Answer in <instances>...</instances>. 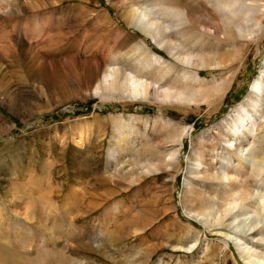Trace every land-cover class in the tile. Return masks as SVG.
Instances as JSON below:
<instances>
[{
	"label": "rangeland",
	"instance_id": "rangeland-1",
	"mask_svg": "<svg viewBox=\"0 0 264 264\" xmlns=\"http://www.w3.org/2000/svg\"><path fill=\"white\" fill-rule=\"evenodd\" d=\"M129 2L184 8L192 21L177 36L198 41L197 49L219 64L198 72L206 82L225 80L226 92L184 106L95 91L107 65L136 68L137 48L182 70L130 21ZM199 3L12 0L8 9L0 6V264H38L46 257L51 264H245L233 238L249 237L233 228L231 217L241 211L220 224L217 215L189 214L188 208L211 205L219 212L222 188L188 169L200 159L220 166L225 144L216 128L229 115L238 121L242 107L251 112L245 101L264 63V15L259 33L236 39ZM257 129L258 162L264 125ZM116 151L112 175L108 161ZM150 160L167 167L148 171L141 164ZM247 181L254 192L264 172L259 182ZM257 239L255 255L264 259V241Z\"/></svg>",
	"mask_w": 264,
	"mask_h": 264
},
{
	"label": "bare ground",
	"instance_id": "bare-ground-1",
	"mask_svg": "<svg viewBox=\"0 0 264 264\" xmlns=\"http://www.w3.org/2000/svg\"><path fill=\"white\" fill-rule=\"evenodd\" d=\"M194 1H201V4H199L204 7L207 12L211 11L210 13H215L218 18L216 19L218 21L217 23L222 25V30L233 34L236 39L238 37L247 40L260 32L259 17L264 15V5L261 4L264 2L261 0ZM11 2L12 0H0V6L8 9ZM163 5L159 4L140 8L134 3H130L128 11L129 18L132 23L134 22L135 24H138L140 30L147 37H151L150 39L156 42V45L166 48L168 50L167 52L172 56L174 61L183 66L182 70L178 73L175 71V67L172 62H168L161 56L153 53L148 54L141 50V48H137L135 51L136 54L139 55H137L138 57L135 56L133 58L136 68L134 70H132V68L128 69L124 66V64L116 65L112 63L107 65L95 87V91H105L109 93L118 92L120 95L132 99H142L145 101L150 100L160 105L177 104L184 106L191 105L192 103L198 105L199 102H205L206 100L209 101L210 98L221 96L226 92V87L223 84L225 80L223 83H221V81L216 82L215 80L206 82L200 78L198 72V70L202 68H212L215 66L219 67V64L210 63L208 54H203L200 49H197L196 44L198 41L195 39L186 38V35L177 36L183 27L191 24L192 19L190 21L186 10L184 8L182 9V7L178 9H168L165 8V5ZM206 15L210 16L208 13ZM208 18L211 20V17ZM214 20L215 19L212 21L214 22ZM203 33L204 32H202V34ZM214 38L217 39L215 36ZM192 44H195V46ZM245 102L247 104V108L251 109L250 113L247 114L246 108L242 107L240 111H242L243 114H239V110L236 112L239 117L238 121L234 120L235 116L233 117L232 115H229L228 118H225L221 125L216 128L218 137L222 138V143L224 142L225 144V147L221 152L223 158L222 163L218 166L219 168L212 163L214 161H209L208 164H206L200 159L195 162L197 165L196 167H192V165H190L188 169V173H190V175H194L196 179L202 178L203 175H205V177L208 175V178L210 177L216 179L215 181H218V186L222 188L220 198L222 209L218 212V210H215L214 206L211 205L206 207L204 210L188 208L187 212L195 215L196 218H208L213 216V218H215V215H217L216 220L220 224L226 216L232 215L234 211H241V217L234 215L231 216L234 222L233 228L235 230L237 229V232H246L244 237H249V241L246 239L243 241L242 239L236 237L233 238L238 254L245 258V264H264L263 257L255 255L256 248L254 243V241L258 240L257 238L259 236L262 237V240L264 241V184H262L260 188L258 186V189L253 192V190H250L248 187L249 182L247 181V179L249 180L252 178L255 182H259L261 174L264 172V155L262 154L263 157L257 162V159L254 157H256L255 155L258 154V152L255 154L254 149H256V147L254 146L255 144L253 145L252 143L257 137L256 131L258 130V126H261L262 124L264 125V63L261 67L259 76L253 81L251 92ZM245 116L247 117L244 118ZM260 128L262 129V127ZM125 141L126 140H123L124 143ZM204 141L205 139H202V142ZM202 142L197 144L199 146L198 150L200 151L203 149ZM262 142L264 143L263 140ZM250 143L254 146L252 149H249L248 145H250ZM117 146L118 145H116V147ZM119 149L122 150V147ZM175 153L176 151L169 154V160H171L170 162L175 161ZM116 154H118V151L112 153L110 155V160L108 161L110 167L114 169L111 172V174L113 173L112 175H116V173H118L116 163L114 162ZM151 161L152 160H150L147 164H141V166L148 171L160 170L164 166L167 167L165 161ZM262 180L263 179H261L260 183ZM185 182L187 189L193 188L192 190H194L195 187L194 185L191 186L190 180L186 179ZM211 182H214V180ZM196 199L197 197L193 200ZM203 199L201 200L202 203ZM197 200H199V198ZM200 206L202 207V205ZM247 212H249V214L252 212L254 215L252 217L250 215L247 216ZM244 213L245 215H243ZM20 216L22 218L23 215ZM61 239L63 240V238ZM224 244L226 246V241H224ZM43 257H45V255H43ZM42 258L39 259L42 260ZM24 259L26 260L27 257ZM33 259L37 262L35 258ZM44 259L47 260V257ZM44 259L42 261L39 260L40 262H38V264H51V259L49 260L48 258L49 261H44ZM8 261L14 264L11 260H7L6 263H8ZM31 261L33 262V260ZM32 262H29V264L34 263Z\"/></svg>",
	"mask_w": 264,
	"mask_h": 264
}]
</instances>
